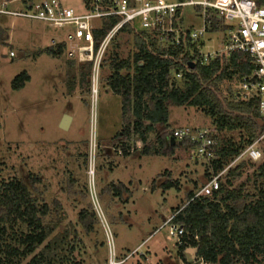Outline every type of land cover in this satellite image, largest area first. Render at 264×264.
Segmentation results:
<instances>
[{
	"label": "rangeland",
	"instance_id": "rangeland-1",
	"mask_svg": "<svg viewBox=\"0 0 264 264\" xmlns=\"http://www.w3.org/2000/svg\"><path fill=\"white\" fill-rule=\"evenodd\" d=\"M59 1L77 14L86 12L84 0ZM8 8L17 10L22 4L15 1ZM184 13L185 28L202 26L203 20L193 8L187 7ZM0 26V179L15 176L30 184L33 177L38 178V192L42 191L41 198L52 213V204L58 200L62 220L52 235L67 229L70 244H76L71 239L78 235L72 256L76 264H109L103 220L113 236L116 264H206L197 257L194 247L187 246L180 254L176 240L168 238V226L162 227L176 207L187 204V194L195 193L208 181L206 163L180 145L170 148L164 143L162 153L156 154L155 149L161 148L157 136L165 128L162 125L148 134L150 153L142 154L143 147H137L140 137L131 129L132 107L123 114L122 99L108 84L110 71L100 69L97 95L90 87L91 73L81 67L85 62L67 55L71 43L65 40V34L70 28L2 14ZM210 38L217 46L223 35L211 33L205 39ZM52 39L65 44L64 53L39 54L53 45ZM115 43L110 52L117 51L121 58H128L136 50L134 37L128 32L120 33ZM24 70L31 79L14 90L11 82ZM82 74L84 81L80 80ZM174 81L183 87V79ZM227 92L236 99L233 82L221 83L219 96L225 99ZM62 109L72 118L67 130L59 126ZM169 124L215 129L211 117L188 106H170ZM229 137L240 140L238 130L217 131V139ZM257 148L264 152V141ZM91 156L95 157L92 180L87 172ZM233 161L232 166L239 162ZM253 170L248 168L235 182V186L243 184L245 195L256 193ZM172 181L177 187L166 189L164 185ZM117 183H125L127 189L121 194L106 191L107 186ZM92 192L104 218L96 213L98 223L87 232L78 216L82 208L95 211Z\"/></svg>",
	"mask_w": 264,
	"mask_h": 264
},
{
	"label": "trees",
	"instance_id": "trees-1",
	"mask_svg": "<svg viewBox=\"0 0 264 264\" xmlns=\"http://www.w3.org/2000/svg\"><path fill=\"white\" fill-rule=\"evenodd\" d=\"M257 2L264 5V0ZM119 19L110 16L100 22L94 30L96 47ZM226 28V25L222 26L223 30ZM217 30L215 19L209 32ZM123 32L132 34L136 45L135 52L128 58H121L115 50L110 52ZM65 49V44L59 43L44 48L39 54L57 56ZM191 58L189 53L182 56L181 48L167 49L151 32L128 24L112 40L101 68L110 71L108 84L113 93L121 97L123 114L132 107V129L144 143L155 126L165 127L163 134L157 136L161 148L155 149L156 154L161 152L164 143L170 148L177 146V142L172 144L170 139L174 129L169 124L170 106L201 109L212 118L216 131L238 130L240 140L232 137L219 140L216 135L218 158L212 165L218 173L264 133V124L258 122L259 118L264 121L258 98L236 100L230 95L231 90L225 99L218 94L221 83L232 84L250 73L253 63L250 55L244 52H235L229 58L222 57L205 64H188ZM185 63L192 71L180 87L174 77L177 71L186 69ZM191 64H194L193 68ZM82 65L91 73V62ZM172 76L174 79L170 81ZM81 80L84 81L83 74ZM28 81L30 75L24 70L13 78L11 86L19 90ZM181 144L191 148L186 141ZM141 153H150L149 147L145 145ZM250 167H254L252 175L256 189L252 196L244 194L243 184L235 186ZM206 170L205 174L210 177L207 165ZM30 182L27 184L15 176L0 179V264H22L29 257L26 264H76L72 256L78 235L75 233L71 239L76 244H70L67 229L52 235L62 220L61 205L54 200L52 213L48 203L41 198L42 191L38 192L39 179L33 177ZM174 186L177 187L175 181L164 185L166 189ZM126 189L118 183L106 187L108 193L114 191L116 194ZM193 195L190 192L187 204L176 207L172 213L175 214L173 222L185 229L183 243L178 245L180 254L191 246L197 249V257L206 264H264V161L256 163L243 159L228 169L212 195L192 199ZM78 220L87 232L98 223L96 212H89L87 208H82Z\"/></svg>",
	"mask_w": 264,
	"mask_h": 264
},
{
	"label": "built area",
	"instance_id": "built-area-1",
	"mask_svg": "<svg viewBox=\"0 0 264 264\" xmlns=\"http://www.w3.org/2000/svg\"><path fill=\"white\" fill-rule=\"evenodd\" d=\"M20 2L22 8L13 10L8 6ZM86 12L77 14L72 8L65 7L59 0H5L1 4L0 14L22 17L28 20H39L53 27L70 28L65 34V40L71 43L67 51L69 57H77L82 62H91L90 87L93 93L99 90V75L105 54L120 30L128 24L151 32L167 49H182V56L191 55L189 63L201 64L218 58H229L235 52L248 53L253 67L250 73L234 80V96L238 100L258 98L259 112L264 117V5L256 0H84ZM191 7L196 15L203 20L200 28H185L183 26L185 9ZM179 12V14H178ZM110 16H118V22L104 35L95 46L94 30L100 22ZM217 19L218 30L213 34H222L217 46L210 39H205L213 21ZM99 21L97 24L96 22ZM226 25L228 28L222 29ZM216 43V38H213ZM65 42V41H64ZM53 46L59 44L52 39ZM14 56V52L10 53ZM185 63L186 69L176 72V79H184L191 73V68ZM173 78V79H174ZM98 95V93H97ZM96 95V99H97ZM96 99L93 100L94 115ZM92 104V106H93ZM217 131L209 127H177L174 128L170 139L176 142L186 141L191 144L190 151L196 159L202 160L209 168L208 181L197 190L192 199L200 196H210L218 190L220 179L227 173L232 164L218 173L213 170V161L217 157ZM264 141V133L233 161L249 159L252 162L264 161V152L257 144ZM142 147V143L138 144ZM95 157L91 156L88 174L93 179ZM92 182V181H91ZM94 184H91V186ZM94 210L103 217L95 193L92 192ZM172 214L162 225L168 226V238L174 239L177 245L183 243L185 229L173 222ZM110 249L109 264H116L113 236L105 220L102 222Z\"/></svg>",
	"mask_w": 264,
	"mask_h": 264
},
{
	"label": "crops",
	"instance_id": "crops-1",
	"mask_svg": "<svg viewBox=\"0 0 264 264\" xmlns=\"http://www.w3.org/2000/svg\"><path fill=\"white\" fill-rule=\"evenodd\" d=\"M30 1L33 2L32 0H30ZM0 27H1V26H0ZM62 54H63V53H62ZM62 54H61V55H62ZM64 55L66 56V54H64ZM14 56H15V55H14ZM14 56H13V57H14ZM57 56H58V55H57ZM30 79H31V77H30ZM80 80H81V79H80ZM81 81H82V80H81ZM70 90H72V87L70 88ZM72 93H73V92H71V95H72ZM118 96H119V95H118ZM65 114L70 115L65 109H62V110H61V113H60V115H59L60 119H61L62 116L64 117ZM177 116H179V114H177ZM180 116H181V115H180ZM63 117H62V118H63ZM61 120H62V119H61ZM71 120H72V118H71V116H70V121H71ZM59 121H60V120H59ZM60 122H61V121H60ZM132 124H133V122H132ZM171 126L174 127V128H177V127H184V126H182V125H175V126H174V125H172V124H171ZM69 127H70V123H69ZM69 127H68V128H69ZM197 127H203V126H197ZM155 128H156V126H155ZM155 128L153 129V131L155 130ZM131 129H132V126H131ZM66 130H67V129H66ZM132 131H133V130H132ZM151 132H152V131H151ZM151 132H149V133H151ZM149 133H148V134H149ZM120 134H122V133H120ZM123 134H124V133H123ZM123 134H122V135H123ZM137 136H138V135H137ZM124 138H125V135H124ZM141 143H142V147H144V146L147 144L146 142L144 143V142L140 139V140L137 141V147H138V144H141ZM175 143H176V142H175ZM175 143H174V144H175ZM177 145L182 146V144H181L180 142H179V143L177 142ZM142 147H138V148H142ZM175 147H176V146H175ZM182 147H183V146H182ZM189 150H190V149H189ZM119 152H121V151H119ZM190 152H191V151H190ZM123 185L125 186V188H127V186H126L125 183H124ZM189 193H190V192H189ZM187 196H188V194H187ZM171 215H172V214H171Z\"/></svg>",
	"mask_w": 264,
	"mask_h": 264
},
{
	"label": "water",
	"instance_id": "water-1",
	"mask_svg": "<svg viewBox=\"0 0 264 264\" xmlns=\"http://www.w3.org/2000/svg\"><path fill=\"white\" fill-rule=\"evenodd\" d=\"M191 67L193 68L194 64H191ZM69 121H70V116L68 114H65L64 117L62 118L60 124H59L60 128H62L64 130L68 129ZM258 122L260 123V125L264 124V121L261 118L258 119ZM174 143H175V140L172 139V144H174Z\"/></svg>",
	"mask_w": 264,
	"mask_h": 264
},
{
	"label": "bare ground",
	"instance_id": "bare-ground-1",
	"mask_svg": "<svg viewBox=\"0 0 264 264\" xmlns=\"http://www.w3.org/2000/svg\"><path fill=\"white\" fill-rule=\"evenodd\" d=\"M68 51V50H67Z\"/></svg>",
	"mask_w": 264,
	"mask_h": 264
}]
</instances>
